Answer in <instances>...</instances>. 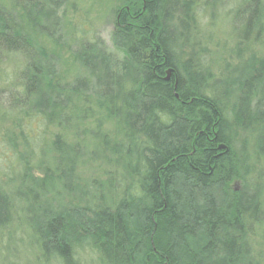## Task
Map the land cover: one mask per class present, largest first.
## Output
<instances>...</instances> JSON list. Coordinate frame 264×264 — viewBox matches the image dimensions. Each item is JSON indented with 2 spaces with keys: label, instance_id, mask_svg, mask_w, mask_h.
<instances>
[{
  "label": "trees",
  "instance_id": "1",
  "mask_svg": "<svg viewBox=\"0 0 264 264\" xmlns=\"http://www.w3.org/2000/svg\"><path fill=\"white\" fill-rule=\"evenodd\" d=\"M117 1L112 41L123 58L81 33L74 59L88 78L72 85L58 81L53 58L0 8V69L23 57L14 81L0 85L10 111L67 126L72 115L93 118L89 107L85 117L75 112L73 100L91 104L94 96L123 133L121 141L106 138L102 118L88 137L96 157L112 156L115 180L83 187V148L62 136L42 177L21 170L12 173L13 187L0 180V235L21 223L36 256L61 264H80L85 250L101 264H262L264 55L214 80L191 40L200 0ZM25 3L15 7L28 26L53 38L66 0ZM234 13L249 18L241 43L264 35V0H239ZM73 193L78 202L66 205Z\"/></svg>",
  "mask_w": 264,
  "mask_h": 264
},
{
  "label": "rangeland",
  "instance_id": "2",
  "mask_svg": "<svg viewBox=\"0 0 264 264\" xmlns=\"http://www.w3.org/2000/svg\"><path fill=\"white\" fill-rule=\"evenodd\" d=\"M26 1L28 0H0V8L12 14L24 29V34L30 36L38 48H42L53 58L58 81L62 85H72L79 79L88 78L87 71L74 59L76 48L79 47L77 38L81 33L84 34L80 36L81 38L85 37L88 41L98 43L113 56L123 58V52L118 50L112 41L121 7L117 0H66L65 5L59 10L58 28L55 26L57 22L50 26L54 34L53 38L38 34L28 26L27 17L25 20L22 10L15 7V5H26ZM238 5L239 0H200L197 3L198 17L197 23L191 28V36L194 37L191 40L192 43L194 40L196 42L193 49L200 65L206 68V72L214 80L225 76V70L234 67L239 61L252 55L257 58L264 55V35H258V38L252 39L250 43L239 41V36H242L239 33L240 28L247 24L249 18L244 16L240 19L235 15ZM184 50L190 53L192 48L185 47ZM13 58H15L13 61L5 59V63L3 62L1 66L0 85L4 84L3 81H14L16 60L20 65L23 64V57ZM90 100L91 104L87 103L86 98L82 101L75 97L73 106L75 112L78 108V113H82L83 117L87 114L83 108L89 107L92 110V119L77 122L72 115L67 126L61 125L58 120L47 125L39 121L38 117L30 119L13 113L10 111V102L6 94H0L1 182L13 187L12 173L21 170L35 178L42 177L44 169L52 162L54 156L52 145L57 136H62L67 142L83 148L84 157L78 170L79 181L83 187L87 182H106L110 177L115 180V167L109 163V158L112 156L104 150L96 157L93 146L89 144L92 139L88 137L96 130V121L102 118L105 121L101 131L105 133L106 138L109 136L111 140L121 141L123 133L114 118L103 116L104 110L97 103L95 104V97H90ZM132 166L134 165L129 167ZM123 175L126 176V173ZM121 179L122 177L119 178ZM239 185L236 181L232 187L239 189ZM76 197L77 193L65 196L64 203L75 204L78 202ZM21 227V223H14L10 229L0 235V264H61V261L37 257L33 242L24 234L26 232ZM257 251L264 264V242L258 241ZM78 260L80 264H101L99 256H92L86 250L78 254Z\"/></svg>",
  "mask_w": 264,
  "mask_h": 264
},
{
  "label": "water",
  "instance_id": "3",
  "mask_svg": "<svg viewBox=\"0 0 264 264\" xmlns=\"http://www.w3.org/2000/svg\"><path fill=\"white\" fill-rule=\"evenodd\" d=\"M171 71H172V70L168 71V77H167V79H169V78H170ZM222 148H224V146H220V149H222Z\"/></svg>",
  "mask_w": 264,
  "mask_h": 264
}]
</instances>
